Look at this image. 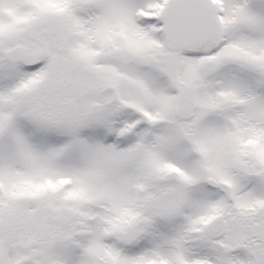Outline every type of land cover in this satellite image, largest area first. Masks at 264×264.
Segmentation results:
<instances>
[{
  "label": "snow or ice",
  "instance_id": "1",
  "mask_svg": "<svg viewBox=\"0 0 264 264\" xmlns=\"http://www.w3.org/2000/svg\"><path fill=\"white\" fill-rule=\"evenodd\" d=\"M0 264H264V0H0Z\"/></svg>",
  "mask_w": 264,
  "mask_h": 264
}]
</instances>
